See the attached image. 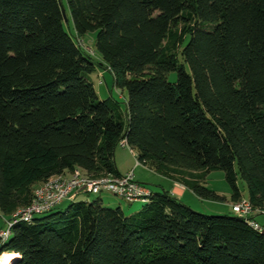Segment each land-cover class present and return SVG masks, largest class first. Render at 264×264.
<instances>
[{
    "label": "trees",
    "instance_id": "trees-1",
    "mask_svg": "<svg viewBox=\"0 0 264 264\" xmlns=\"http://www.w3.org/2000/svg\"><path fill=\"white\" fill-rule=\"evenodd\" d=\"M60 1L73 34L59 0H0V214L28 206L53 176H119L122 141L203 199L225 200L202 185L223 171L231 202L241 181L264 213V0ZM88 32L98 61L77 41ZM99 68L126 91L123 110L99 99L89 77ZM69 202L13 224L0 254H15L10 264H264V230L167 190L130 214Z\"/></svg>",
    "mask_w": 264,
    "mask_h": 264
},
{
    "label": "rangeland",
    "instance_id": "rangeland-1",
    "mask_svg": "<svg viewBox=\"0 0 264 264\" xmlns=\"http://www.w3.org/2000/svg\"><path fill=\"white\" fill-rule=\"evenodd\" d=\"M67 23L64 22L65 29L69 33L73 34V26L71 19H69V23ZM95 35V32H88L85 35L79 37L77 41L81 46L84 47L85 51L88 52L95 61H98L99 55L95 51ZM89 77L94 85V88L100 100L107 99L108 103L110 104L111 97L112 100L114 99L118 102V105L122 110L124 109L127 93L125 90L117 89L114 87L113 76L108 69L103 70L102 68H99L92 72ZM167 78L168 81L175 82L177 78V73L170 72L167 75ZM114 160L118 171L127 172L129 170H133L134 179L149 188L150 194L156 189H158L159 186L173 187V185H177V187L180 186L181 188L187 190L185 194L181 197V200L193 210L211 215H234V213L232 212V206L234 205V203L231 202V190L225 179L223 171L217 170L210 172L206 176L205 180L202 182V185L210 190H213L219 196L224 197L225 200H209L198 197L196 194L193 193V191H191V189H189V187H187L182 181H180L181 179L179 178L169 177L168 175L159 173L154 169H151L148 165H136L135 155H133L129 147L122 146L121 142L114 151ZM66 174L69 175V173ZM238 186L242 194V198L238 202H243L246 199L245 196H247L245 184L241 181H238ZM98 199L101 201L104 207H120L125 213L128 214L138 211L144 205V202H129L123 197L108 191H102L96 194L81 193L74 200V202L95 201ZM70 203L71 202L69 201H64L61 205H59L58 209L63 210ZM252 215H254V218L255 216H257L256 220L264 230V213L255 211ZM42 216L44 215H39V217ZM8 219H10L8 216L0 214V231L7 229L6 221ZM3 253L0 254V260L4 255Z\"/></svg>",
    "mask_w": 264,
    "mask_h": 264
},
{
    "label": "built area",
    "instance_id": "built-area-1",
    "mask_svg": "<svg viewBox=\"0 0 264 264\" xmlns=\"http://www.w3.org/2000/svg\"><path fill=\"white\" fill-rule=\"evenodd\" d=\"M125 141L122 146H127ZM133 155L135 152L130 149ZM140 163L136 159V165ZM102 191L112 192L123 197L129 202H146L150 196V189L134 179L133 170H129L119 176L105 174L97 177L82 174L79 170L53 176L37 185L33 190L30 204L19 208L10 219L6 221L7 229L0 231V244L5 242L10 234V228L17 222H30L34 217L49 212L64 201H73L81 193L96 194ZM253 209L247 200L236 202L232 206V212L243 217L253 228L263 231V228L254 219Z\"/></svg>",
    "mask_w": 264,
    "mask_h": 264
},
{
    "label": "crops",
    "instance_id": "crops-1",
    "mask_svg": "<svg viewBox=\"0 0 264 264\" xmlns=\"http://www.w3.org/2000/svg\"><path fill=\"white\" fill-rule=\"evenodd\" d=\"M115 161V160H114ZM116 164V163H115ZM120 172V171H119ZM128 172V171H127ZM120 173H125V172H120ZM171 185V184H170ZM161 190H167L169 191L171 194L177 196L178 198L181 199V197L185 194V192L187 191L184 188H181L180 186L177 187V185H173V187L168 186V187H163V186H159L158 189H156L154 192H160ZM257 219V216H255V220ZM257 221V220H256ZM258 223V221H257ZM6 254V253H3Z\"/></svg>",
    "mask_w": 264,
    "mask_h": 264
},
{
    "label": "bare ground",
    "instance_id": "bare-ground-1",
    "mask_svg": "<svg viewBox=\"0 0 264 264\" xmlns=\"http://www.w3.org/2000/svg\"><path fill=\"white\" fill-rule=\"evenodd\" d=\"M16 257L13 253H6L2 256L0 262L1 264H10Z\"/></svg>",
    "mask_w": 264,
    "mask_h": 264
},
{
    "label": "water",
    "instance_id": "water-1",
    "mask_svg": "<svg viewBox=\"0 0 264 264\" xmlns=\"http://www.w3.org/2000/svg\"><path fill=\"white\" fill-rule=\"evenodd\" d=\"M59 3H60V6H61V12H62V16H63L64 22L67 23L68 19H67V15H66V12H65V8L62 6L60 0H59Z\"/></svg>",
    "mask_w": 264,
    "mask_h": 264
}]
</instances>
